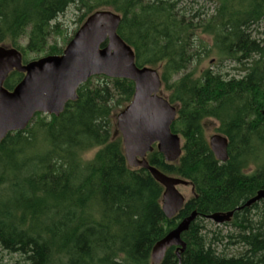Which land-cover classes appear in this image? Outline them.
Listing matches in <instances>:
<instances>
[{
	"label": "trees",
	"instance_id": "16d2710c",
	"mask_svg": "<svg viewBox=\"0 0 264 264\" xmlns=\"http://www.w3.org/2000/svg\"><path fill=\"white\" fill-rule=\"evenodd\" d=\"M181 1L0 0V45L18 48L24 62L28 52H63L48 41L61 32L58 18L70 5L86 9L83 19L104 7L118 12V33L134 49L136 63L160 65L168 99L179 104L172 131L183 138L181 157L167 162L155 149L147 159L194 188L181 212L167 218L164 187L147 169L128 165L114 131V112L131 101L133 81L93 76L60 115L37 113L26 129L0 142L1 248L28 264H153L156 242L197 210L182 236L185 251L178 256V247L169 248L160 264H264V201L237 209L264 189V39L252 27L264 20V0H220L208 23ZM206 24L217 53L241 64L243 73L225 77L207 69L195 77L187 71L208 52L195 33ZM23 77L15 70L4 86L12 90ZM207 118L217 119V131L229 139L226 162L210 147ZM96 148L91 160L82 159ZM232 210L223 224L235 226L227 238L242 249L230 255L218 247L220 234L209 237L205 221Z\"/></svg>",
	"mask_w": 264,
	"mask_h": 264
},
{
	"label": "water",
	"instance_id": "95a60500",
	"mask_svg": "<svg viewBox=\"0 0 264 264\" xmlns=\"http://www.w3.org/2000/svg\"><path fill=\"white\" fill-rule=\"evenodd\" d=\"M121 19L113 9H98L86 18L61 54L45 55L28 62L23 61L18 48L0 45V142L9 132L26 129L37 113L60 115L68 102L78 98V89L93 76L129 79L135 85L134 94L118 112L116 122L125 158L131 168L147 169L164 187L162 210L171 219L181 212L187 201L178 186L191 185L194 193L193 185L189 180L166 174L151 165L147 155L156 144L167 162L181 157L182 137L172 131L178 106L162 93L160 71L136 63L134 49L118 33ZM15 70L24 73V77L9 90L4 84ZM209 144L219 161L228 160L227 136L215 133L209 138ZM260 200L264 201V189L237 209ZM235 210L212 213L207 218L223 224L231 220ZM197 216L198 211H192L156 242L151 253L153 264H160L173 246L178 247V256L185 251L183 233Z\"/></svg>",
	"mask_w": 264,
	"mask_h": 264
},
{
	"label": "rangeland",
	"instance_id": "374dc122",
	"mask_svg": "<svg viewBox=\"0 0 264 264\" xmlns=\"http://www.w3.org/2000/svg\"><path fill=\"white\" fill-rule=\"evenodd\" d=\"M219 5H220V0H182L180 3V7H182L185 11H188L190 15L191 13L199 12L200 13L199 18L204 20L206 23H208V21L210 20H213L214 16H216V12H217ZM104 8H107V7H104ZM85 13H86V9L79 10L76 5L74 4L70 5L67 8V10L63 14H61L58 18V22L61 24V32L52 33L51 38L48 41V45H53V44H56L57 42L59 44V47L63 48L64 50L67 44L70 42V40L75 35V33L78 31V29L81 27V25L86 20L87 17L83 19ZM202 20L200 21L203 22ZM252 27L254 29L253 30L254 33H256L258 37H260L261 39H264V20L259 23L254 24ZM195 33H196V37L199 40L201 39V41L204 43V47H206V50L208 52L204 54V52L202 51L201 52L202 59L199 62V58H197L196 62L194 61L190 65L189 69L187 70L188 72L194 71L195 77H199L203 73V71L207 69H211L215 72H220L225 77H232L234 75L238 76L240 73H243L240 70H238V68H242L241 64H238V62L234 61L233 58H229L226 56L224 57L218 54L217 51L214 49L213 47L214 36L209 31L207 24L201 27H198ZM21 43L23 46H25L27 43V38L24 37L21 40ZM5 46H9V45H5ZM45 55H46L45 50L41 52H37V53L28 52L26 56L27 58L26 60L28 62L34 59H38ZM151 67L157 68L161 73L160 65L151 66ZM177 78H179L178 75L174 77V79H177ZM93 80L95 82L100 81L99 78H95ZM162 93L167 98H169V96L171 95V91L166 90L164 86L162 89ZM174 104H177V103H174ZM177 105L179 106V104ZM120 110L121 109L116 110L113 116L114 131L116 135L119 134L117 127H116V122H117V114ZM43 115L46 116L47 114H43ZM219 124H220L219 121L215 118L205 119L204 121L205 133L208 139L213 134L219 133V131H217ZM42 137H43L42 134L37 135L38 144L40 146L42 145V141H43ZM182 141H183V138H182ZM98 150L99 148H96V149L90 150L82 154V159L84 161L91 160ZM178 189L180 190V192H182L185 195L187 200L193 196L191 185H188V186L180 185L178 186ZM205 224H206L205 231L209 233V237L213 238L214 235H219V234L222 236V240H216V241H219L218 247L220 250L231 255V254L238 253L242 249L241 245L233 244L231 242L232 239L229 237L227 238L228 234L236 232V228L234 225H232L231 223L218 224L212 220L205 221ZM0 264H28V263L25 257L21 255L20 253H13V252L6 251L0 246Z\"/></svg>",
	"mask_w": 264,
	"mask_h": 264
},
{
	"label": "flooded vegetation",
	"instance_id": "af4514ba",
	"mask_svg": "<svg viewBox=\"0 0 264 264\" xmlns=\"http://www.w3.org/2000/svg\"><path fill=\"white\" fill-rule=\"evenodd\" d=\"M169 101H170V100H169ZM172 104H174V103H172ZM174 105L178 106L177 104H174ZM178 111H179V106H178ZM177 114H178V113H177ZM154 147H155L154 150L157 149L156 144L154 145ZM154 150H153V151H154ZM157 150H158V149H157Z\"/></svg>",
	"mask_w": 264,
	"mask_h": 264
}]
</instances>
